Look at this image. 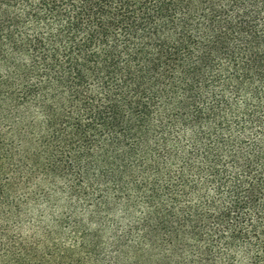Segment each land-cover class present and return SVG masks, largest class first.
<instances>
[{
	"label": "trees",
	"instance_id": "obj_1",
	"mask_svg": "<svg viewBox=\"0 0 264 264\" xmlns=\"http://www.w3.org/2000/svg\"><path fill=\"white\" fill-rule=\"evenodd\" d=\"M0 264H264V0H0Z\"/></svg>",
	"mask_w": 264,
	"mask_h": 264
}]
</instances>
